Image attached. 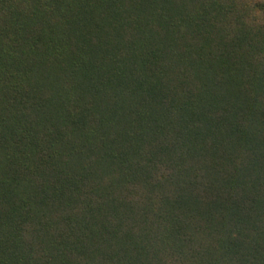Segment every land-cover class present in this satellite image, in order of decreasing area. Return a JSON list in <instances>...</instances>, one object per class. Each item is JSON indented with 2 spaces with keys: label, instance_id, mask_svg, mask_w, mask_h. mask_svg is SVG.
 Returning a JSON list of instances; mask_svg holds the SVG:
<instances>
[{
  "label": "trees",
  "instance_id": "obj_1",
  "mask_svg": "<svg viewBox=\"0 0 264 264\" xmlns=\"http://www.w3.org/2000/svg\"><path fill=\"white\" fill-rule=\"evenodd\" d=\"M0 264H264V0H0Z\"/></svg>",
  "mask_w": 264,
  "mask_h": 264
}]
</instances>
